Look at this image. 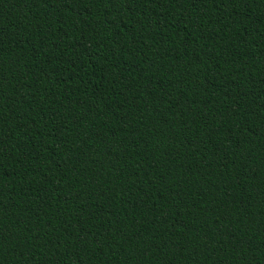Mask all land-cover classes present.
<instances>
[{
  "label": "trees",
  "instance_id": "16d2710c",
  "mask_svg": "<svg viewBox=\"0 0 264 264\" xmlns=\"http://www.w3.org/2000/svg\"><path fill=\"white\" fill-rule=\"evenodd\" d=\"M0 264H264V0H0Z\"/></svg>",
  "mask_w": 264,
  "mask_h": 264
}]
</instances>
